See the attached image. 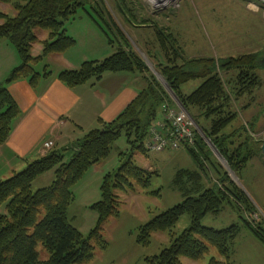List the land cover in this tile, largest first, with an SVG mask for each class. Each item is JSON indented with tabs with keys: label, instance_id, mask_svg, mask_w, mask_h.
Instances as JSON below:
<instances>
[{
	"label": "trees",
	"instance_id": "1",
	"mask_svg": "<svg viewBox=\"0 0 264 264\" xmlns=\"http://www.w3.org/2000/svg\"><path fill=\"white\" fill-rule=\"evenodd\" d=\"M14 6L15 14L0 13V41L6 39L18 50L21 64L16 66L8 77L0 83V146L5 144L12 133L14 123L22 116L20 105L9 90V84L28 79L36 86L41 78L52 75L47 68L38 72L35 65L48 56L62 54L76 45V39L67 33L66 22L71 20L80 8L103 31L108 43L117 50L103 60L88 61L79 69H66L58 78L69 87H76L90 81L101 79L109 72L145 73L148 68L144 60L132 48L130 41L119 30L121 41L116 40L110 22L106 20L97 6V0H0ZM49 33L42 40L36 30ZM158 37L163 48L172 49L174 59L168 57V64L161 65L160 73L168 86L178 96L204 133L213 141L226 158L232 170L241 173L252 160L262 152V144L249 137L245 127L240 129L241 142L233 141L234 135L223 136V129L230 124L234 116L225 114L229 97L224 89L219 70L238 72L239 90L250 89L256 84L255 71L261 65L264 53L245 54L232 57L218 66L213 58L185 59L176 41L162 31ZM122 43V44H121ZM43 44L41 55L34 57L32 49ZM168 54V52H167ZM181 59V63L175 59ZM145 76V75H144ZM143 76V77H144ZM194 79H204L203 83L189 94H184L182 86ZM147 86L114 120L88 132L71 147V156L67 159L66 149L54 148L48 155L30 163L26 169L0 180V209L5 205L6 213L0 214V264H89L95 257L97 248L105 249L108 242L102 235L104 224L119 214L116 189L135 191L139 187L148 189L153 173L136 165L132 155L115 172L105 175L101 185V200L91 208L98 213L97 226L88 235H84L69 218V208L75 201L74 186L85 173L100 161L111 155L114 143L126 136L132 149L147 152L146 140L150 129L159 118L161 109L167 100H171L164 86L155 78H145ZM172 106V105H171ZM198 108L201 115L213 119L210 128L201 125V121L192 108ZM240 128V127H239ZM200 170L210 159L211 151L204 139L198 134L195 145L185 148ZM198 169V170H199ZM54 171L52 184L33 190L34 181L42 174ZM195 171V172H194ZM183 169L178 173V182L187 177L189 187L184 190L185 200L172 208L156 215L141 226L138 243L148 246L157 232H171L181 217L189 214L191 225L180 234L171 235V243L153 257H146L145 264H182L184 257L202 260L211 249L218 250L222 259L211 257L207 264H231V241L237 235L238 227L217 230L203 224L210 213H219L229 195L237 200L247 198L237 190L227 173L215 167L219 183L213 186L202 185L200 171ZM232 187L228 186L230 183ZM149 194L156 192L150 191ZM253 234L264 244V230L245 220ZM42 245L49 253L42 260L38 246Z\"/></svg>",
	"mask_w": 264,
	"mask_h": 264
},
{
	"label": "rangeland",
	"instance_id": "2",
	"mask_svg": "<svg viewBox=\"0 0 264 264\" xmlns=\"http://www.w3.org/2000/svg\"><path fill=\"white\" fill-rule=\"evenodd\" d=\"M97 2L100 12L110 22L116 40L120 42L122 38L117 30L119 29L144 60L148 68V71L142 75V77L145 75L144 80L149 79L150 76L155 77L169 93L171 100L165 102L168 105L186 109L180 99L178 98L181 104L169 92L162 81L164 79L166 82L164 76L157 69L161 65L168 64L169 56L171 59L175 58L172 49L168 48L166 51L163 48L158 37L159 31L173 38L183 57L188 60L213 58L220 66L232 57L264 53V0H162V2L97 0ZM13 8L14 6L8 10L7 14L14 15ZM91 19L86 11L80 8L74 17L66 22L67 33L77 41V45L68 52L72 67L67 66L68 62L65 60H57L52 56V60L45 59L43 63L36 64V70L43 73L47 68L48 71L57 73L67 68L79 69L85 62L102 60L112 55L117 50L116 46L108 43V39ZM90 28L100 34L101 41L89 34ZM36 33H44L47 35L46 38H49L47 31L38 29ZM38 46L31 51L34 57L42 54L43 44ZM36 48H39V51ZM178 58L175 60L181 63L180 57ZM255 73L257 81L253 86V92L250 93L251 88L243 92L239 90L240 81H238L236 70L229 72L219 70L224 89L229 97L225 114L230 113L234 116L233 121L223 129L222 134L223 136L233 134L235 143L241 142L245 137V135L239 137L242 127H245L249 137L258 140L259 144L263 141L264 67L257 68ZM203 81L204 79L191 80L182 86V91L187 92L184 94H189ZM147 84L145 80V85ZM192 110L200 119L201 125L206 128L211 127L214 117L208 118L201 115L198 108L193 107ZM192 119L194 120L193 117ZM162 121L163 108L151 129ZM194 122L197 123L195 120ZM198 126V131L200 132L199 129L203 131L199 124ZM199 134L206 144L210 141L218 150L205 133L209 139H206L202 133ZM209 148L210 159L204 163V169L200 170L187 151L142 152L132 149L125 135L120 137L114 143L111 155L100 161L101 165L90 168L74 186L76 198L69 208L71 223L84 235H88L97 226L98 213L89 205L101 199L100 186L105 174L115 173L131 155L136 165L153 173L152 183L148 189L139 187L135 191L115 190L120 205L119 214L112 216L104 224L102 235L108 245L105 249L97 248L95 257L89 264H145L146 257L158 255L171 243L172 234L178 235L190 227V215H183L171 232L154 233L148 246L138 243L141 226L185 200L182 188H188L190 185L187 177L178 182V173L181 170L200 171L202 185L210 187L219 183L215 167L227 173L231 182L235 183L237 190L242 192L247 200L239 201L229 195L222 210L219 213L206 215L203 224L217 230L231 226L238 227L237 235L231 241V264H264V244L258 240L245 222L247 220L255 227H261L264 230V154L261 152L252 158L247 167L237 174L219 150L224 160L220 159L210 146ZM58 149L63 152L60 147ZM50 152L42 150L43 156ZM66 157L69 158L68 155ZM51 172V179L48 177L50 175H47L45 179L43 177L39 181H34V191L53 183L55 174L53 170ZM231 182L227 183L230 187H232ZM150 191L156 193L152 195L148 193ZM1 213H6L5 205L1 207ZM38 250L41 259L47 260L49 253L41 244ZM213 256L222 259L218 250L212 248L210 254L204 259L192 260L184 257L182 264H207Z\"/></svg>",
	"mask_w": 264,
	"mask_h": 264
},
{
	"label": "crops",
	"instance_id": "3",
	"mask_svg": "<svg viewBox=\"0 0 264 264\" xmlns=\"http://www.w3.org/2000/svg\"><path fill=\"white\" fill-rule=\"evenodd\" d=\"M11 7L13 5L10 3L0 2V13H7ZM92 22L103 32L93 20ZM89 32L101 41L96 30L90 28ZM39 36L42 40L47 39L44 33H39ZM38 45L34 48L39 47ZM72 48L62 54L50 55L46 60H52L54 56V59L65 60L68 62L67 66L72 67L68 55ZM36 50L39 51V48ZM20 64L21 59L15 45L7 40L0 41V83ZM60 72H52L51 76L41 78L36 86H32L28 79L9 84V90L22 109V116L14 123L6 143L0 146V180L23 171L30 163L43 157L42 145L48 139L55 141V148L68 149L66 154L70 157L72 144L99 128L101 120L110 122L116 119L146 87L141 73L109 72L99 80L72 88L58 78ZM99 165L101 163L95 166ZM51 173L43 174L35 182L43 177L45 179L47 175L51 179Z\"/></svg>",
	"mask_w": 264,
	"mask_h": 264
},
{
	"label": "built area",
	"instance_id": "4",
	"mask_svg": "<svg viewBox=\"0 0 264 264\" xmlns=\"http://www.w3.org/2000/svg\"><path fill=\"white\" fill-rule=\"evenodd\" d=\"M163 121L152 128L146 140V148L151 152L185 149L187 145H195L199 134L190 114L180 106L163 105ZM55 141L48 139L43 142L44 151H51Z\"/></svg>",
	"mask_w": 264,
	"mask_h": 264
},
{
	"label": "water",
	"instance_id": "5",
	"mask_svg": "<svg viewBox=\"0 0 264 264\" xmlns=\"http://www.w3.org/2000/svg\"><path fill=\"white\" fill-rule=\"evenodd\" d=\"M261 65L264 67V55H263V57H262ZM162 81H163V83L165 84V86L167 87V89L169 90V92L175 97L176 101L180 103L178 97L174 94V92H173L172 89L168 86V84L164 81V79H162ZM180 104H181V103H180ZM196 126H197V128L199 127L197 123H196ZM199 130H200V133H202V134L205 136L206 139H209V138L204 134V132H203L201 129H199ZM207 144H208V145L214 150L215 154H216L220 159L224 160V158H223L222 155L218 152V150L214 147V145L212 144V142L209 141V142H207ZM72 148H73V149H76L75 144H72ZM262 152H263V154H264V137H263ZM224 162H225V161H224Z\"/></svg>",
	"mask_w": 264,
	"mask_h": 264
},
{
	"label": "bare ground",
	"instance_id": "6",
	"mask_svg": "<svg viewBox=\"0 0 264 264\" xmlns=\"http://www.w3.org/2000/svg\"><path fill=\"white\" fill-rule=\"evenodd\" d=\"M166 1V0H165ZM168 1H170V0H168ZM156 2H162V0H156ZM187 146H190V145H187Z\"/></svg>",
	"mask_w": 264,
	"mask_h": 264
}]
</instances>
